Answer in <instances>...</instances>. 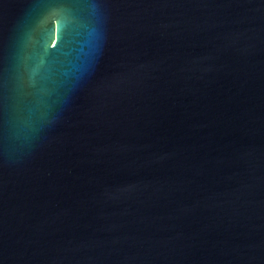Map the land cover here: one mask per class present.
Listing matches in <instances>:
<instances>
[{"label": "water", "instance_id": "water-1", "mask_svg": "<svg viewBox=\"0 0 264 264\" xmlns=\"http://www.w3.org/2000/svg\"><path fill=\"white\" fill-rule=\"evenodd\" d=\"M0 264H264V0H0Z\"/></svg>", "mask_w": 264, "mask_h": 264}]
</instances>
